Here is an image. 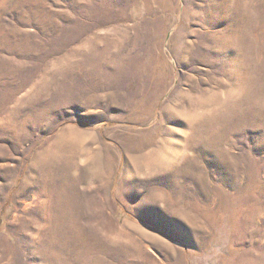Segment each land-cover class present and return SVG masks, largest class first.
I'll list each match as a JSON object with an SVG mask.
<instances>
[{
    "label": "rangeland",
    "instance_id": "obj_1",
    "mask_svg": "<svg viewBox=\"0 0 264 264\" xmlns=\"http://www.w3.org/2000/svg\"><path fill=\"white\" fill-rule=\"evenodd\" d=\"M0 264H264V0H0Z\"/></svg>",
    "mask_w": 264,
    "mask_h": 264
},
{
    "label": "bare ground",
    "instance_id": "obj_2",
    "mask_svg": "<svg viewBox=\"0 0 264 264\" xmlns=\"http://www.w3.org/2000/svg\"><path fill=\"white\" fill-rule=\"evenodd\" d=\"M64 144H66V142H64ZM67 146V145H66Z\"/></svg>",
    "mask_w": 264,
    "mask_h": 264
}]
</instances>
